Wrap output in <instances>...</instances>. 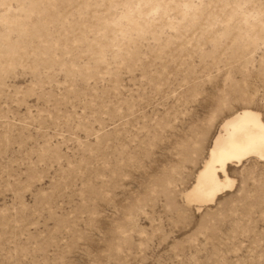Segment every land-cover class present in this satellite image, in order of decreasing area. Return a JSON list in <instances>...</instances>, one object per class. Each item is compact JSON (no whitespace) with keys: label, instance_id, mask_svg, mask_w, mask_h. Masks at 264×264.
<instances>
[{"label":"rangeland","instance_id":"obj_1","mask_svg":"<svg viewBox=\"0 0 264 264\" xmlns=\"http://www.w3.org/2000/svg\"><path fill=\"white\" fill-rule=\"evenodd\" d=\"M243 109L264 0H0V264H264V159L185 196Z\"/></svg>","mask_w":264,"mask_h":264},{"label":"bare ground","instance_id":"obj_2","mask_svg":"<svg viewBox=\"0 0 264 264\" xmlns=\"http://www.w3.org/2000/svg\"><path fill=\"white\" fill-rule=\"evenodd\" d=\"M252 157L264 159V122L259 113L243 109L220 125L187 200L199 205L215 202L234 184L229 170Z\"/></svg>","mask_w":264,"mask_h":264}]
</instances>
